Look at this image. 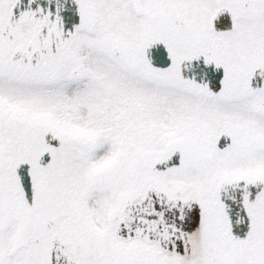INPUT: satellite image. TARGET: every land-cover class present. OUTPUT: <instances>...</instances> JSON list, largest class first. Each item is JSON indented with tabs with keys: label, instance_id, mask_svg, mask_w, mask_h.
I'll list each match as a JSON object with an SVG mask.
<instances>
[{
	"label": "snow or ice",
	"instance_id": "obj_1",
	"mask_svg": "<svg viewBox=\"0 0 264 264\" xmlns=\"http://www.w3.org/2000/svg\"><path fill=\"white\" fill-rule=\"evenodd\" d=\"M0 264H264V0H0Z\"/></svg>",
	"mask_w": 264,
	"mask_h": 264
}]
</instances>
